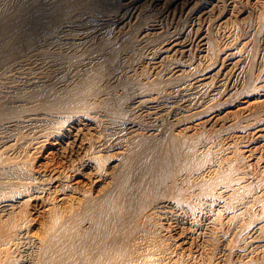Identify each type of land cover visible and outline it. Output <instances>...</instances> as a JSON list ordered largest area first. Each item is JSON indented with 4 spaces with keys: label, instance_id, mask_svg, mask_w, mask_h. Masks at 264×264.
Returning a JSON list of instances; mask_svg holds the SVG:
<instances>
[{
    "label": "bare ground",
    "instance_id": "1",
    "mask_svg": "<svg viewBox=\"0 0 264 264\" xmlns=\"http://www.w3.org/2000/svg\"><path fill=\"white\" fill-rule=\"evenodd\" d=\"M138 1L0 0L1 135L9 130L0 145V264H264V80L249 75L221 99L223 88L212 87L243 67L249 40L228 42L214 72L186 77L195 66L181 57L192 40L173 33L152 63L180 58L137 80L106 27L117 22L118 35ZM149 25L142 38L163 29ZM198 37L202 55L214 56L210 35ZM137 38L129 33L126 45ZM253 107L263 110L251 117ZM129 110L147 119L117 117ZM224 115L239 128L206 135ZM23 128L31 135L20 160L7 151ZM246 132L256 141H242L240 163L227 148Z\"/></svg>",
    "mask_w": 264,
    "mask_h": 264
},
{
    "label": "rangeland",
    "instance_id": "2",
    "mask_svg": "<svg viewBox=\"0 0 264 264\" xmlns=\"http://www.w3.org/2000/svg\"><path fill=\"white\" fill-rule=\"evenodd\" d=\"M213 2H214V6L213 5L212 6L214 8L212 7L213 10L211 9L210 10L211 12L206 14V13H203L201 11L202 6L210 4V3L213 4ZM137 4H141L137 8V11H135V14L138 12V14H136L137 17L135 16L134 18H132V21H130L131 23L130 22L126 23L127 25L121 28V29L125 30L124 31L125 34H123V32H121V29L119 30L121 32V34H120V32L118 35L115 34L116 28L114 29V27H115V24L117 22L116 23L113 22V24H110V26L108 25L106 27L107 32L110 31L111 36H113V37L117 36L116 38L114 37L116 40V43L121 40L119 42V44L117 43V46L119 45L118 46L119 47V51H118L119 52L118 53L119 58L120 57L122 59L124 58V60L127 59L124 61L125 67L126 68L129 67L130 68L129 70L132 69V73L134 72L132 76H135V79L142 80V79L148 77L154 70H159L160 73L167 72V70H168L167 68H169V65L170 66L173 65L177 61V58H180L179 57L180 55L175 56L173 54L169 57H164L160 62H157L158 63V64L156 63L157 66L152 63L155 60H159V58H157V56L160 54L161 51H160L158 46L163 42V40L165 38H167L169 35L178 32L181 35L187 36L188 38H190L192 40V46L188 52L189 54L187 53L188 54L187 57L186 56L181 57V59H186V61L188 62L189 65L193 64L195 66V68H193V70L192 69L190 70L191 72H187L186 77H188L190 73H192L196 70H197L196 73H199V71L200 72H206V71L208 72V70H209V72L210 71L214 72L216 69H218L220 66V63H219L220 59L219 58L222 54V51H224L225 48L226 49L228 48L227 45L228 46L230 45V43H231L230 41L232 39H233V41H232L233 44L231 43L230 47L240 46L241 45L240 43L242 41H245L246 38L250 41V42L248 41L247 45L243 46L241 48V50L239 51V53L243 54V62H242L243 67L239 68V69H235V67H234V69H233V67L231 69H227L228 70L227 71L228 80L225 81V83L222 84L220 87L218 85H216V84H219L216 82L212 85V87H217L220 89L223 88L222 89L223 91L221 92L222 94H221V96H219L220 99L222 98V96L224 94H226L228 92V90L231 87H233V88L230 92L234 91V89L238 87L236 82L239 83L241 80H243V78L245 80L246 78H248L249 75H250L249 77L252 78V81L255 84L260 83L261 78H262V80H264L263 79L264 78V75H263L264 74V0H195V1L194 0H177L175 2H173V1L168 2L167 1V2H164V3L162 2L159 4H158V2H153L151 0H139L136 3V5ZM139 8H141V9H139ZM134 10L135 9H132V11H134ZM197 13H199V14H197ZM152 22H159L163 26V29L160 30L161 32L158 31L159 33H156L155 35L142 38V35L140 36V32L143 29H145L146 27H148L149 23L151 24ZM131 28H132V30H131ZM189 28H191V29H189ZM199 32L200 33L204 32V34H206L207 36L210 35L209 39L211 40V42L213 44L212 49L215 46V48L212 51L213 52L212 54L214 56L210 55V57H209V56L202 55L200 42H198V40H199L198 36L200 35ZM129 33H131L132 37H135V38L138 37V38H137V40L136 39L134 40L132 45L128 46V45H126V42H127L126 38H127ZM125 36H126V38H125ZM236 36H239V37H236ZM121 37H123V39ZM250 37H251V39H250ZM228 42H230V43H228ZM120 44L121 45L123 44V45L121 46ZM134 46H135V48H134ZM126 48H128V51H126ZM121 49H123L124 51H122ZM246 52H247V54H246ZM195 53H196V55H195ZM203 54H204V52H203ZM123 55L126 56L127 58H125ZM216 55H217V57H216ZM172 62H173V64H172ZM223 67H224V65L222 66V68ZM251 67H252V69H251ZM201 68H203V69H201ZM118 69L121 70L122 68L120 67ZM133 70H135V71H133ZM224 70H226V69H224ZM229 70H230V72H229ZM243 72H244V74H243ZM246 73H247V75H246ZM67 77H68V75L66 74L62 77V79H66ZM233 81H234V84L232 83ZM231 84H233V86ZM227 96H228V94L225 95V97H227ZM252 96H259V93H256ZM215 100L217 101V99H215ZM239 102L240 101L235 102L234 104L237 105V104H239ZM234 104L231 106H234ZM263 108L259 109V108L253 107V109L251 111V115H249V116L252 117L253 113L256 115L259 114V111L260 110L262 111ZM223 109L224 108H221L217 112L222 111ZM263 113H264V110H263ZM223 114L224 113H222L221 115H223ZM132 115H133V118L135 117L136 119H138V118L139 119H141V118L147 119L146 116L143 115V117H144L143 118V117H141L142 114H138V112L134 113L133 110L126 111L125 115H123V116L121 115L120 117L118 115L117 117L119 119H122V118L128 119V118L132 117ZM249 116H248V118H249ZM234 120L236 121V118H234V117L231 118V117H227L226 115H224L223 117L217 119L216 122H214L213 125H211L210 127L208 125L207 128L208 127L209 128L206 129V131H204V132L205 133L207 132L206 135L211 134V136H220V135L228 134L230 132L235 131L237 129L236 127H238V126L235 127L236 124H233V123H235ZM232 124H233V126H232ZM4 130H6V129H4ZM24 130L25 129L23 128V130L20 131L21 133L19 132L18 134L22 135V133H24V135H26V136H24L25 138L23 137V139H20L19 143L15 145L14 150L11 149L10 151H7V154L14 155V153H15L16 155L18 154L19 157L21 156L20 160H23V158H25V155L27 154L28 147H25V146H27L25 144H26V141L28 140V138L30 139V135H31V134H26L28 132V130H25V131ZM15 131L18 132L17 130H15ZM3 132H5V133H3ZM3 132H2V134H4V135H1V132H0V138H1V136H2V138H4L3 136L7 135L6 133L9 134V130L3 131ZM143 132H145V131H143ZM250 133L251 132H246L245 135L243 136L244 138L238 137L237 140H236V137L233 138L236 141H233L230 143V145H228L227 151L230 150V151H232V153L234 152L235 154L233 153V155H234L235 159L238 158L237 160H239L240 163L247 162V159L243 158L244 152L242 151L243 148L241 146L243 143L242 141L247 140L246 142L253 143V144L256 141V138L254 137V135H252L253 133H251V134ZM27 135H29V136H27ZM2 138L0 140H2ZM25 139H27V140L25 141ZM226 140L224 142L227 145V144H229V142L231 140H229V141H228V139H226ZM3 143H4V140L0 141V145ZM21 144H23V146ZM19 146H22V149ZM24 151H26V152H24ZM259 151L260 152L262 151L261 153H264V146L259 147L257 152H259ZM238 153H240V154H238ZM241 155H242V157H241ZM110 156L112 158L117 157L116 154L112 153V152H111ZM31 157H34V155ZM28 159L31 160L32 158H30V156H28ZM241 159L243 162L241 161ZM8 175L12 176L11 174H8ZM36 214L39 215L40 213H38V212L34 213L35 216H36ZM1 264H4V263H1Z\"/></svg>",
    "mask_w": 264,
    "mask_h": 264
}]
</instances>
